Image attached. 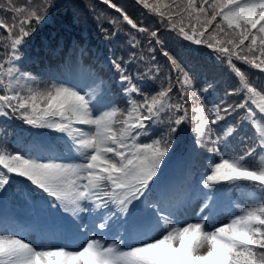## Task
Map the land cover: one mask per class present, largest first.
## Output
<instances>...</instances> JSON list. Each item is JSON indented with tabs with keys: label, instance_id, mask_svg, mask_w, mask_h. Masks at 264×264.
<instances>
[{
	"label": "snow or ice",
	"instance_id": "snow-or-ice-1",
	"mask_svg": "<svg viewBox=\"0 0 264 264\" xmlns=\"http://www.w3.org/2000/svg\"><path fill=\"white\" fill-rule=\"evenodd\" d=\"M102 2L147 34V55L135 51L140 41L131 36L133 51L111 61L118 81L90 75L68 83L40 81L18 67L33 24L47 18V0H0V117L66 138L64 153L48 157L0 143V193L18 178L45 207L72 218L92 214L83 226L91 235L79 243L36 244L0 230V264H264V90L236 63L264 73V0H135L163 28L227 64L238 86L210 103L201 92L214 85L194 87L179 58L163 50L158 28L138 24L113 0ZM153 45L167 58L166 75ZM147 82L155 89L146 91ZM234 114L235 124H220ZM182 125L194 138L190 158L211 145L194 189L201 200L194 222L180 215L191 197L161 179ZM248 127L252 135L245 136L240 129ZM233 191L243 202L231 200ZM225 198L229 217L221 223L215 213Z\"/></svg>",
	"mask_w": 264,
	"mask_h": 264
},
{
	"label": "trees",
	"instance_id": "trees-1",
	"mask_svg": "<svg viewBox=\"0 0 264 264\" xmlns=\"http://www.w3.org/2000/svg\"><path fill=\"white\" fill-rule=\"evenodd\" d=\"M23 3L24 0H16ZM50 4L47 18L40 25L33 24L36 29L19 49L21 60L18 67L36 76L40 81L56 82L76 79L86 80L91 77H100L107 81H118V73L111 68V61L115 58L128 56L133 51L129 46L131 36H135L140 45L135 51L146 52L147 34H141L130 29L114 9L105 5L102 0H47ZM115 4L124 9L138 24L143 23L150 29H159V35L165 41L163 50L176 55L182 66L189 72L194 81V87L204 89L209 83L214 87L207 92H201L206 103H210L217 95H223L230 88L238 86L237 79L230 72L226 63L216 58V55L203 45H195L178 37L175 33L163 28L158 18L150 15L146 9L136 4L135 0H113ZM6 17L9 14H2ZM115 19L116 24L109 23ZM156 51V62L161 66L162 74H168L167 58L163 56L160 46L153 45ZM83 50V51H81ZM247 74L250 82L258 89L264 90V73L240 65ZM173 77L175 76L172 73ZM77 81V80H76ZM117 103L123 104L120 97L118 83L111 84ZM155 89L151 82L145 83V90ZM241 97H230L229 101L239 100ZM238 117L234 114L221 125L231 121L235 124ZM163 131L157 129L156 134ZM245 136L252 135L248 127L240 129ZM193 136L188 125H182L180 131L174 136L173 151L166 158L163 165L161 179L177 190L187 192L191 198L197 193L194 190L196 181L200 179L199 173L204 171L207 158L211 155L205 149H198V156L187 155L186 149L191 146ZM236 142V141H234ZM0 143L12 152L40 153L48 156H61L64 153V139L59 133L50 130H33L15 118L0 117ZM251 162V161H250ZM187 180V181H186ZM190 181V184L188 183ZM193 187L189 194V188ZM223 186V185H221ZM227 186V185H226ZM202 188V185H199ZM228 187V186H227ZM38 192L33 191V196ZM232 201L243 202L239 192L233 191ZM6 199L16 210V213L7 215L2 207ZM226 201L228 202L227 198ZM28 198L22 179L13 178L7 190L0 193V230H21L27 221L21 214L27 211ZM78 220H83L81 214Z\"/></svg>",
	"mask_w": 264,
	"mask_h": 264
},
{
	"label": "rangeland",
	"instance_id": "rangeland-1",
	"mask_svg": "<svg viewBox=\"0 0 264 264\" xmlns=\"http://www.w3.org/2000/svg\"><path fill=\"white\" fill-rule=\"evenodd\" d=\"M77 81H78V79H76ZM76 80H74L75 82H77ZM87 80H89V79H86L85 81H87ZM80 81V80H79ZM56 82H62V81H56ZM64 82H68V83H70L69 81H64ZM200 203H201V200H200V198L199 199H197V201L195 202V204L193 205V204H191V208H192V206H193V212H191V214H190V216H189V218H190V220H185L186 222H194V220H195V216H194V211H199V205H200ZM228 207H229V205H225V207H224V211H221L220 213H218V214H216L215 215V221H218V222H221V223H223V222H227V219H228V217H229V211L227 210L228 209ZM191 208H189L188 210H187V212H181L180 213V215L184 218V217H186L187 216V213L189 212V211H192L191 210ZM40 209V208H39ZM84 214V213H83ZM40 219H41V221L40 222H42L43 220H42V216L40 215ZM32 226H34L33 225V221H32ZM12 232V231H11ZM44 233V234H43ZM43 233H42V239H40V238H37L36 236H34V235H32V233L30 232L29 233V235H27V236H23L26 240H28V241H32V242H34V243H36V244H47V243H53V244H73V243H79V242H74L73 240H71V241H67V240H65V241H63L61 238H60V235H59V233H57L56 235H55V238H51V237H49V236H46L45 235V230L43 231Z\"/></svg>",
	"mask_w": 264,
	"mask_h": 264
}]
</instances>
